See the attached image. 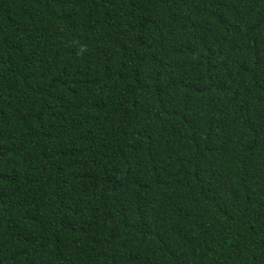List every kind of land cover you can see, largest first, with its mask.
I'll use <instances>...</instances> for the list:
<instances>
[{
	"label": "trees",
	"instance_id": "trees-1",
	"mask_svg": "<svg viewBox=\"0 0 264 264\" xmlns=\"http://www.w3.org/2000/svg\"><path fill=\"white\" fill-rule=\"evenodd\" d=\"M0 264H264V0H0Z\"/></svg>",
	"mask_w": 264,
	"mask_h": 264
}]
</instances>
